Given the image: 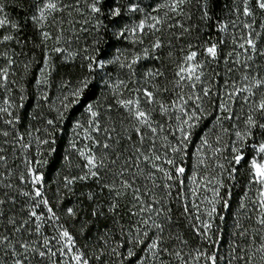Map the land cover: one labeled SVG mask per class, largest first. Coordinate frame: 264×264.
Here are the masks:
<instances>
[{
  "label": "snow or ice",
  "instance_id": "1",
  "mask_svg": "<svg viewBox=\"0 0 264 264\" xmlns=\"http://www.w3.org/2000/svg\"><path fill=\"white\" fill-rule=\"evenodd\" d=\"M0 264H264V0H0Z\"/></svg>",
  "mask_w": 264,
  "mask_h": 264
},
{
  "label": "trees",
  "instance_id": "2",
  "mask_svg": "<svg viewBox=\"0 0 264 264\" xmlns=\"http://www.w3.org/2000/svg\"><path fill=\"white\" fill-rule=\"evenodd\" d=\"M36 70L34 69V72ZM26 87L28 88V91L30 93L28 100L26 101V107L23 110L24 112V117H25V122L27 121V114L28 112L32 111V109L34 108L35 104H36V90L34 87V79L32 76L29 77L28 79V83L26 84ZM51 95H55V92L53 90V92L51 93ZM42 103V102H41ZM234 192L238 195L239 193V189H235ZM233 208L230 211H225L223 209H221V212L225 215L226 220L223 222V228H224V232H223V241H222V245L220 246V252L222 254L226 255V250H227V241L229 239V232H230V225L232 224V216H231V211H234L235 209V205H236V199L235 196L233 198ZM217 223H221L219 220H217Z\"/></svg>",
  "mask_w": 264,
  "mask_h": 264
}]
</instances>
